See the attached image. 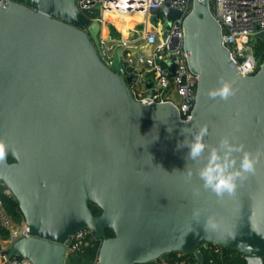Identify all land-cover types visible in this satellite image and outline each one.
<instances>
[{
  "label": "water",
  "instance_id": "obj_1",
  "mask_svg": "<svg viewBox=\"0 0 264 264\" xmlns=\"http://www.w3.org/2000/svg\"><path fill=\"white\" fill-rule=\"evenodd\" d=\"M100 15V5L80 9L77 0L0 3V182L29 227L9 254L32 264H72V236L90 229L101 240L95 264L146 263L172 252L204 263L208 244L264 264V61L242 74L210 1L193 0L183 25L198 85L184 119L171 101L136 97L123 48L111 60L103 51ZM160 15L169 28L181 12L152 8L149 21ZM258 36L264 40V30ZM222 80L236 95L210 97ZM203 125L209 146L229 136L261 152L255 172L231 195L201 187L195 173L207 152L192 161L187 148H177ZM209 217L215 228L205 227Z\"/></svg>",
  "mask_w": 264,
  "mask_h": 264
},
{
  "label": "built area",
  "instance_id": "obj_2",
  "mask_svg": "<svg viewBox=\"0 0 264 264\" xmlns=\"http://www.w3.org/2000/svg\"><path fill=\"white\" fill-rule=\"evenodd\" d=\"M3 1L0 0V3ZM209 1L222 25L223 40L231 51L234 63L242 74L256 72L262 63L261 58L255 55L254 46L258 32L264 30V0ZM77 3L80 9L100 5L101 15L97 20L101 24V46L109 60L119 46L123 48L130 72L136 75L131 85L136 97L143 101H171L182 118L189 119L195 105L198 75L188 66L183 22L192 9L193 0H77ZM164 5L181 12L169 28L166 15L158 16L153 23L149 21L150 10ZM136 15L140 16L139 29L134 27L135 23L124 34L119 23L126 16ZM112 27L120 33V37L112 34ZM148 80L152 82L151 87H147ZM28 235L29 227L25 220L16 222L0 200V264H32L28 259L9 254L13 243ZM96 240H99L100 246L101 240L96 239L90 229H83L72 236L70 245L73 251H82L86 246H96ZM213 246L217 245L204 247V253L208 254L207 263H200L183 252H174V255L155 261L157 264H228L222 247ZM97 260L98 255L93 264Z\"/></svg>",
  "mask_w": 264,
  "mask_h": 264
},
{
  "label": "clouds",
  "instance_id": "obj_3",
  "mask_svg": "<svg viewBox=\"0 0 264 264\" xmlns=\"http://www.w3.org/2000/svg\"><path fill=\"white\" fill-rule=\"evenodd\" d=\"M237 89L230 81H221L218 88L210 89L208 95L210 97L219 96L221 99H228L235 96ZM171 131V130H169ZM181 134L184 135V129H181ZM208 133L207 125H203L198 131L191 134V138L184 135L182 141H178L177 148H187V158L192 161H198L207 152V158L196 170V175L202 182L201 187L216 194L218 197L231 195L235 192L238 181L246 178L247 174L254 173L256 165L259 162L261 155L260 150L253 153L245 149L242 143H234L229 136H224L220 139L219 144L209 146L204 137ZM235 153H241L237 161ZM5 154V145L0 142V158ZM193 171L188 169L187 178L190 179ZM199 189L196 190L198 193ZM194 216L198 217L199 212L194 211ZM217 221L213 217H209L205 222V227L215 228Z\"/></svg>",
  "mask_w": 264,
  "mask_h": 264
},
{
  "label": "trees",
  "instance_id": "obj_4",
  "mask_svg": "<svg viewBox=\"0 0 264 264\" xmlns=\"http://www.w3.org/2000/svg\"><path fill=\"white\" fill-rule=\"evenodd\" d=\"M125 21L128 26L132 27L137 21H140V16H126ZM122 23H119V28L121 29ZM123 30V27H122ZM112 34L115 37H120V33L112 27ZM254 52L256 57L261 58L262 62L264 61V40L261 38H257L254 46ZM0 200L3 202L7 212L11 215V217L18 223L24 220L23 213L20 209L19 203L14 195L8 190L7 186L0 182ZM95 213H99V209L96 207H92ZM106 236H111L113 233L107 229L105 232ZM98 242V243H97ZM97 245L94 247L86 246L82 251H72L70 253V257L72 259V264H93L96 256L98 255V247L99 240H96ZM217 248V246H213ZM221 248V247H220ZM223 251L224 259L228 264H247V261L243 257V255L235 250L228 248H221ZM203 252L206 251V248L202 247ZM172 252L169 255H174ZM219 255V253H217ZM187 255V254H185ZM194 258V256H191ZM217 258H220L217 256ZM208 254L204 253V261L207 263ZM137 264H157L156 261L146 262V263H137Z\"/></svg>",
  "mask_w": 264,
  "mask_h": 264
},
{
  "label": "rangeland",
  "instance_id": "obj_5",
  "mask_svg": "<svg viewBox=\"0 0 264 264\" xmlns=\"http://www.w3.org/2000/svg\"><path fill=\"white\" fill-rule=\"evenodd\" d=\"M121 25L123 27L124 34H126V32H127L126 30H127V28H129V26H126L127 24H126L125 18H124V21H122V24ZM122 27H121V29H122ZM134 27H136V28L139 29V27H140L139 21L136 22V24L134 25ZM116 38H118V37H116Z\"/></svg>",
  "mask_w": 264,
  "mask_h": 264
},
{
  "label": "crops",
  "instance_id": "obj_6",
  "mask_svg": "<svg viewBox=\"0 0 264 264\" xmlns=\"http://www.w3.org/2000/svg\"><path fill=\"white\" fill-rule=\"evenodd\" d=\"M127 24V23H126ZM126 26H128V24L126 25ZM130 27V26H129Z\"/></svg>",
  "mask_w": 264,
  "mask_h": 264
}]
</instances>
